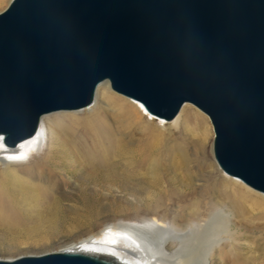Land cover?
<instances>
[{
  "label": "water",
  "instance_id": "obj_1",
  "mask_svg": "<svg viewBox=\"0 0 264 264\" xmlns=\"http://www.w3.org/2000/svg\"><path fill=\"white\" fill-rule=\"evenodd\" d=\"M174 120L208 115L219 167L264 193V0H11L0 12V138L92 105L100 83ZM0 264H132L72 249Z\"/></svg>",
  "mask_w": 264,
  "mask_h": 264
},
{
  "label": "rangeland",
  "instance_id": "obj_2",
  "mask_svg": "<svg viewBox=\"0 0 264 264\" xmlns=\"http://www.w3.org/2000/svg\"><path fill=\"white\" fill-rule=\"evenodd\" d=\"M10 1L0 0V12L7 8ZM101 84L96 91V100L90 107L57 111L44 116L40 126H43L40 140L17 152L15 149H0V179L6 171H15L29 182L39 183L40 179L30 178L27 172V169H38V173L46 176V183L50 182V188L40 192L41 197L49 198L39 206L43 210L42 215L49 219L52 213L59 211L55 222H41L38 219H26L14 209L7 208L4 203L0 204V259L72 250L89 242H112L111 239H115L117 235L119 244L126 246L130 242L122 234L124 226H141L156 237L157 229L161 227L159 224L162 223L172 241L165 247L157 243H147V254H153L156 264H198L196 256L200 251L208 253L207 264H234L232 261L235 255L247 256L255 252L258 254V260L252 264H261L259 260L264 255V217L260 216L263 214L252 209L249 206L250 201H243L241 198L239 201L248 204L246 206L250 209L244 214H239L240 202L225 197L223 190L226 188L259 200H264V195L219 167L213 152L214 127L208 115L195 105L186 103L178 117L172 121L156 117L139 107L143 118L132 127L130 141H124V146L137 149L147 142H152L147 140L159 136L162 141H159L161 144L158 145V153L169 164L165 169L166 176L174 174L177 179H181L183 172L187 171L188 165H180L183 150L196 161L195 164L202 162L200 166L203 170L212 171L216 188L204 199L206 212L198 220L186 219L197 197L194 189L186 188L180 192L170 184H164L163 189L159 188L161 191L150 190L145 185L144 189L141 185H136V181H129L127 177L124 180L131 186L118 181L114 187L95 188L93 181H89L84 184L85 187L89 185L85 188L82 186L83 181H79L80 171L85 168L81 160L70 166L65 160L60 161L59 154L52 156L48 145L45 144L48 137L47 126L51 120H62L69 124L73 118H84L96 103L101 102L99 88L106 86L105 82ZM108 90L112 96H123L110 86ZM190 114H198L208 121L210 135L204 150L198 146L201 129L194 120H188ZM185 119L188 120V125L181 124ZM49 156L51 160L44 166V161ZM175 163L178 165L175 166ZM139 171V176L145 177L144 179L148 177L145 167H140ZM77 185H80L79 188ZM214 196L221 203L207 209V202H213ZM55 201L58 202L59 208L56 207ZM258 243L260 247H257ZM227 252H232L233 255L230 256Z\"/></svg>",
  "mask_w": 264,
  "mask_h": 264
},
{
  "label": "bare ground",
  "instance_id": "obj_3",
  "mask_svg": "<svg viewBox=\"0 0 264 264\" xmlns=\"http://www.w3.org/2000/svg\"><path fill=\"white\" fill-rule=\"evenodd\" d=\"M104 82L106 86H100L99 88L101 102L96 103L95 107L92 108L84 118H73L69 124L65 123L66 121L63 122L62 120H51L47 126L48 137L46 138L45 144L48 145L47 148L51 151L52 156L55 153L59 154L60 161L65 160L70 166L76 165V163L81 160L85 168L81 167L82 169L80 171L81 174L79 175V181H83V187H85L84 184H86V182L93 181L95 188H110L118 181L125 182L126 180L124 179L127 177L129 178V181H136V185H141V187L145 185L150 188V190L159 189L164 184H170L171 187L177 188L180 192L184 191L186 188L194 189L197 193V197L193 201V209L189 215L186 216V219L188 221L200 219L206 212V208H204V199L211 192L213 193L216 188L212 171L203 170L200 166L202 162L195 164L194 162L196 161H194L193 158L189 156L185 150H183L181 162L178 159L177 160L181 163L180 165H188V167H186L187 171L183 172L182 178L180 177L181 179H177L174 174H172L173 176H166L167 174L165 173V169L169 164L165 161V158L158 153V145L161 144L159 141H162L159 136H155L151 140H147L152 142L145 143L140 148L138 147L139 149L126 148L124 146V141H130L133 131L132 127L139 123V120L143 118L142 115H140L139 107L143 110L145 108L139 101L126 96L124 97V95H110L108 90L110 83L109 81ZM110 102H112V105H110ZM187 118L190 121L194 120L201 129L200 138L198 137V146L204 150L206 141L210 135L208 121L206 118H202L198 114H190ZM188 120H183L181 124L188 125ZM42 129L43 126L41 128L39 127V130L34 137L22 141L15 148L9 149H15L17 152L27 145L40 140L42 136ZM52 146L54 148H52ZM2 148L8 147L5 145L2 138H0V149ZM11 152L14 151L11 150ZM50 160L51 157H47L44 161V166L48 165ZM176 164L177 163H175V166L178 165ZM140 167L146 168L145 173L148 175L146 179H144L145 177H141V175L139 176L141 171V169L139 171ZM27 172L30 178L40 179V182H29L15 171H6L4 173L3 177L0 179V204L4 203L7 208L14 209L17 214H20L26 219L32 218L38 219L41 222H55L58 218L57 213L59 211L52 213V215L50 214V218L47 219L43 217V210L39 208V206L49 200L47 196L41 197L40 192H44L49 189L50 182H48V184L46 183V176L43 173H38V169H27ZM236 180L240 179L236 178ZM133 183L134 184L132 185L134 186L135 182ZM55 184L56 183H53V185ZM124 185L131 186L128 184V181L125 182ZM79 186L77 185L78 188ZM143 188L145 189V187ZM223 191L225 197L230 200H235V202L237 200L239 201V198L243 201H250L249 206L258 211V213H262L263 216L261 215L260 217H264V200H259L256 199V197L253 198L240 192H231L226 188ZM261 194L264 195V193ZM213 199V202H207V209L221 203L220 200L215 199V196ZM55 202L57 207L59 204L57 201ZM240 203H238L239 206L237 205L239 210L238 212L239 214H244L249 208L246 206L248 204L245 205L243 202L241 204ZM159 225L161 227L157 229L158 235L156 237L152 235L148 229L141 226H124L122 234L130 242L129 245L125 244L126 246L119 244V236L117 235L115 239H111L112 242H89L82 244L75 249L99 248L102 250H109L132 264H156L154 263L153 254H147L149 251V245L147 243H157L161 247H165L170 245L172 241V239L168 236L164 225L162 223ZM260 246L261 245L258 243L257 247ZM227 253L230 256L233 255L232 252ZM208 257V253L206 251H200L197 253L196 260L198 264H207ZM257 260L258 254L255 252L247 256L237 254L232 262L234 264H252ZM259 261L261 264H264V255Z\"/></svg>",
  "mask_w": 264,
  "mask_h": 264
}]
</instances>
